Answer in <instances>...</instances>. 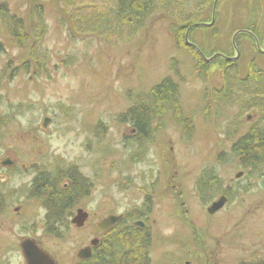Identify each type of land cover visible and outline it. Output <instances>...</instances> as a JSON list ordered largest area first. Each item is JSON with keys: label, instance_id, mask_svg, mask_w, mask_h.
I'll return each mask as SVG.
<instances>
[{"label": "rangeland", "instance_id": "374dc122", "mask_svg": "<svg viewBox=\"0 0 264 264\" xmlns=\"http://www.w3.org/2000/svg\"><path fill=\"white\" fill-rule=\"evenodd\" d=\"M200 3L206 0L166 1L136 33L124 26V34H112L107 27L93 32L81 17L89 22L87 17L106 12L116 0H0V158L10 156L30 168L15 176L16 185L33 176L35 163L47 169L74 166L68 173L75 169L86 184L77 197L82 203L76 202L91 213L85 228L71 227L66 242L37 230L64 258L62 264L97 236L100 219L123 211L131 222L148 219L141 232L150 234L148 264L264 260V192L232 152L251 125L249 114L215 98L224 83L222 60L207 64L208 73L203 67L204 59L232 51L230 34L239 22L264 28V0H219L214 22V0H207L201 22L186 30L191 47L186 32L178 41L171 26ZM12 14L24 23V44L4 25ZM255 56L264 63V55ZM168 77L178 84L187 125L170 112L154 122L148 139L131 136L134 126L124 115L138 96ZM44 117L51 118L47 129L40 127ZM215 177L237 191L209 214L218 197L212 191L198 194V182ZM33 208L28 205L27 216Z\"/></svg>", "mask_w": 264, "mask_h": 264}, {"label": "flooded vegetation", "instance_id": "af4514ba", "mask_svg": "<svg viewBox=\"0 0 264 264\" xmlns=\"http://www.w3.org/2000/svg\"><path fill=\"white\" fill-rule=\"evenodd\" d=\"M218 2L219 0H214L212 21L215 20ZM246 21L247 19L244 22H239L242 24L239 26L240 28L236 27L233 29L234 31H231L227 50L232 49L230 53L233 54H226V50H224V52H217L214 57V59L216 57H221L226 61L232 62L230 65H225V68L228 67V69L234 73V76H239L240 78H245L249 75L251 70L259 71L261 74H264V63H260L258 60L256 61L255 56L257 54L261 56L264 55V48L261 45L264 37V28L258 29L255 23L250 22L251 20L248 22ZM201 24L205 26L209 25L207 23ZM216 34L217 32L215 35ZM249 55L252 58L246 66L247 69L245 72L242 64L245 57ZM221 70H223L222 67ZM231 84L238 85L239 82H233L230 83V85ZM248 114L247 120L250 124L258 121L256 120L258 117L257 114V116L254 112ZM131 132V136L137 135V130L135 128H133ZM7 157L9 160L6 161ZM7 157H4L5 161L3 158H0V264H28L25 254V246L28 242L35 247V249L43 251L48 255L46 256L49 262L48 264H62L64 258L59 256V253L57 251L55 252L51 246L46 243L43 236H37V230L42 227L41 230H43V233L45 232L44 236L47 239L53 238L57 242H66L68 238H70L71 229L77 227L76 224L73 223V220L79 210H83V212L87 214V219L84 225L78 228H85L86 224L89 223L91 219V213L85 207L76 205V202L81 199L77 197L86 192L85 182L80 181L79 178L76 177L77 172L75 169L71 173H68L74 166L64 168L59 165L53 168L50 166V169H47L44 167V164L40 166L41 163H35L33 176L27 181L16 185L15 176L29 173L30 168L23 163H19L17 160H12L10 156ZM215 180V184L211 186L208 181L202 182V179L199 180L198 194L199 192L212 191L213 195L218 197V200L225 197L226 203H228L232 199L233 192L237 190L232 186V183L222 185V180L217 177ZM61 182L64 183L62 184ZM205 183L207 186L204 185ZM257 186L264 192L259 187L258 182ZM242 189L245 190L246 187L243 186ZM214 202L215 201H213L211 205ZM81 203L80 200L78 204ZM30 204L34 205L33 210L35 213L27 216L26 213L28 205ZM138 208L139 205H133V210L135 209L138 211ZM73 210L74 212L72 213ZM39 211H43L44 216H41ZM109 215L122 216V218L103 235H99L97 232V225L99 221L104 218L100 219L95 224L97 236L92 239L90 238L89 244L79 248L76 253V259H71L69 262L70 264H98L100 258L99 254L102 253L103 256L107 254V249L103 244L107 243L106 239L112 232L116 230V232L127 235L132 232L133 227L141 228L135 225L137 221L144 222L145 227L141 229H145L147 226L146 221L148 219L133 220L131 222L127 216L128 213L125 211L120 214L109 213L106 217ZM70 216L71 218L69 219ZM129 223L131 225H128ZM93 241H98V244L93 245ZM87 247H91L92 255L88 259L78 258L79 251ZM118 254L119 264H124V262L125 264H138L136 261L139 259V251L135 242L132 243L131 248L129 244L121 243ZM129 254L132 255L130 263Z\"/></svg>", "mask_w": 264, "mask_h": 264}, {"label": "trees", "instance_id": "16d2710c", "mask_svg": "<svg viewBox=\"0 0 264 264\" xmlns=\"http://www.w3.org/2000/svg\"><path fill=\"white\" fill-rule=\"evenodd\" d=\"M166 1L174 2L175 0H116V5L106 10V12H97L87 17L89 18V22H87L86 18L81 17V19L86 23V27H91L90 29L93 32L107 27L112 29V34H116L117 32L124 34L123 28L126 26L129 32L134 34L146 24L152 14L165 9L164 3ZM205 4H198L196 9L188 13L184 20L176 21V26H171L172 32L178 41H183L185 37L184 32L189 27H192L195 22L201 20L200 17L203 16L202 14L206 8ZM41 9V6H39V13H41ZM4 11H8L5 6ZM4 25L20 44L26 42L28 34L24 30L22 19L12 14L9 21ZM82 32H85L84 29ZM190 46L195 47L194 45ZM198 53L200 54V52ZM216 59L222 60L223 64H221V67L223 70L221 71V77L225 85L223 83L219 93H215V98L223 99L224 102L230 100L239 104L241 106L240 109L247 113L254 112L261 115L259 120L253 122L244 136L237 141L232 151L236 155L240 165L249 171V175L259 179L264 176V74L251 70L245 78H240L239 76H234V73L228 67L225 68V65H230L232 62L226 61L221 57H216L213 62ZM209 63L205 59L203 60V67L206 73H208L207 64ZM234 81L239 82L238 85L243 89L236 90L235 87L238 85H230ZM136 100L126 113L129 115L128 119L126 114L124 115V121L131 122L137 130V138L145 137L148 139L153 133L154 122L165 119L170 112H172L173 117L179 125L183 127L187 125L185 124L187 120L183 118V110L180 105L178 84L170 77L163 79L159 84L155 85L148 95H140ZM215 178H211L208 181L210 186L215 184ZM143 231L141 228L133 227L132 232L127 235L116 232V230L112 232L106 239L107 243L103 244L107 249V254L104 256L102 253L99 254L98 264H119L118 249L120 244H129L131 248L134 242L137 244L139 251V259L136 263L148 264L149 259L146 256L150 249V234L147 235V232L145 237H143L141 234ZM131 259L132 255L129 254V263ZM237 264H264V260L258 262L240 261Z\"/></svg>", "mask_w": 264, "mask_h": 264}, {"label": "water", "instance_id": "95a60500", "mask_svg": "<svg viewBox=\"0 0 264 264\" xmlns=\"http://www.w3.org/2000/svg\"><path fill=\"white\" fill-rule=\"evenodd\" d=\"M186 43L192 44L188 40V31L186 32ZM213 59H214V57L211 59H205V60H206V62H212ZM50 122H51V118L44 117L40 127L43 129H47ZM7 160H9V158H7L6 161ZM4 161H5V159H4ZM242 174H243L242 172H239L236 175V178H239L240 176H242ZM258 185L264 191V177L259 179ZM225 203H226L225 197H222L218 201L214 202L208 208L209 214H213L216 211L220 210L222 207H224ZM121 218H122V216L109 215L108 217L100 220L98 225H97L98 234L99 235L105 234L110 228L115 226L121 220ZM86 219H87V214H85L83 212V210H79V211H77V214L73 220V223H75L77 227H82L84 225ZM135 225L140 226L141 228L145 227V224L142 221L135 222ZM92 244L96 245V244H98V241H93ZM25 254L27 257L28 264H48L49 263L47 258H46V256H48V255L46 253H44L43 251L35 249V247H33L29 242L25 246ZM91 255H92V249H91V247H87V248H84V249L79 251L78 258L88 259Z\"/></svg>", "mask_w": 264, "mask_h": 264}]
</instances>
